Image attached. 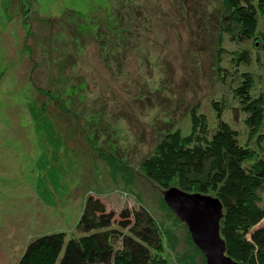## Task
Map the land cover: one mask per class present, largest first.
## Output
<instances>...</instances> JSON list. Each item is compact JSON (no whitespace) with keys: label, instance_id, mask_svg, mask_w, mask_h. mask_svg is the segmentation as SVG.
Returning a JSON list of instances; mask_svg holds the SVG:
<instances>
[{"label":"rangeland","instance_id":"obj_1","mask_svg":"<svg viewBox=\"0 0 264 264\" xmlns=\"http://www.w3.org/2000/svg\"><path fill=\"white\" fill-rule=\"evenodd\" d=\"M222 10V0H0V264L42 235L76 237L89 195L116 213L142 198L179 236L167 255L181 264L187 227L163 209L143 161L167 133L191 135L196 117L214 123L213 101L257 149L228 74L240 52L264 61V15L259 35L235 44ZM241 71L264 98V68ZM261 117L264 133V104Z\"/></svg>","mask_w":264,"mask_h":264},{"label":"trees","instance_id":"obj_2","mask_svg":"<svg viewBox=\"0 0 264 264\" xmlns=\"http://www.w3.org/2000/svg\"><path fill=\"white\" fill-rule=\"evenodd\" d=\"M222 5L219 27L235 44L248 43L259 35L258 19L264 15V0H222ZM233 59V72L228 77H239L233 95L245 114L247 138L255 137L257 149L239 141L238 131L222 118L221 105L213 101L217 113L214 123L193 115L197 118L193 120L199 122L191 135L182 139L176 133H167L142 167L162 192L175 187L188 194L219 199L225 255L237 263L264 264V133L259 132L264 98L251 95L253 77L241 71L252 62L263 69L264 61L247 52ZM221 73L223 78L226 73ZM124 179L129 181L127 174ZM137 202L138 206L116 213L107 210L101 197L89 195L76 237L66 240L63 233L42 235L26 247L16 264H171L167 253L176 252L179 236L161 228L142 198L138 197ZM159 202L170 211L162 197ZM164 235L169 239H163ZM185 237L191 252L178 253L182 254L181 264H187L189 254L201 255L190 235L185 233Z\"/></svg>","mask_w":264,"mask_h":264},{"label":"water","instance_id":"obj_3","mask_svg":"<svg viewBox=\"0 0 264 264\" xmlns=\"http://www.w3.org/2000/svg\"><path fill=\"white\" fill-rule=\"evenodd\" d=\"M171 213L187 227L194 246L206 264H242L226 256V245L221 238L222 206L219 199L203 194L186 193L175 187L162 192Z\"/></svg>","mask_w":264,"mask_h":264}]
</instances>
